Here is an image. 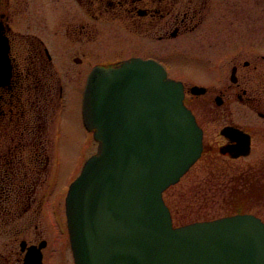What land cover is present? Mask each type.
Returning a JSON list of instances; mask_svg holds the SVG:
<instances>
[{
	"label": "flooded vegetation",
	"instance_id": "af4514ba",
	"mask_svg": "<svg viewBox=\"0 0 264 264\" xmlns=\"http://www.w3.org/2000/svg\"><path fill=\"white\" fill-rule=\"evenodd\" d=\"M137 58L158 62L184 86L203 131L192 169L247 164L251 177L230 191L252 182L264 191V0H0V264H75L66 212L73 178L60 175L72 166L62 154V119L77 88L64 74L77 81L86 73L76 101L88 143V76ZM247 199L223 218L258 216Z\"/></svg>",
	"mask_w": 264,
	"mask_h": 264
},
{
	"label": "water",
	"instance_id": "95a60500",
	"mask_svg": "<svg viewBox=\"0 0 264 264\" xmlns=\"http://www.w3.org/2000/svg\"><path fill=\"white\" fill-rule=\"evenodd\" d=\"M84 113L100 147L67 197L76 264H264L255 216L174 226L163 193L199 159L203 131L163 66L96 68Z\"/></svg>",
	"mask_w": 264,
	"mask_h": 264
},
{
	"label": "rangeland",
	"instance_id": "374dc122",
	"mask_svg": "<svg viewBox=\"0 0 264 264\" xmlns=\"http://www.w3.org/2000/svg\"><path fill=\"white\" fill-rule=\"evenodd\" d=\"M86 73L84 72L79 80H75L73 74H64V80L70 82V89L77 88V94L72 95L69 105L64 112L62 119V131L64 135L61 145L63 146L62 154L67 156L70 163H72L71 169L68 170L64 165L61 170V178H72L76 176L80 170L76 165L79 154V143L83 145L85 151L81 152L82 160L85 161L90 156L97 153L98 146L94 139L89 136V142H85L84 132L79 118V109L77 110L76 96H78V103L80 101L81 90L84 85ZM56 145L60 141L59 132L56 136ZM68 148V149H67ZM68 150V151H67ZM259 155L249 159L246 162H255ZM245 163V162H244ZM215 164L204 162L198 164L194 169H191L178 184L169 187L164 191V199L167 205L170 207L173 217L175 219L174 224L178 225L182 222L191 224L195 221L213 220L226 216L232 213L238 208L239 198L248 196L246 204L249 211L257 214L264 220V191H262V184H255L252 182L247 188L246 192L242 191H230V187H242V182L245 179L251 177L253 169L249 170V165L240 164L239 162L229 164ZM226 165L228 167H226ZM240 165V166H236ZM223 166L227 168V174L222 177L224 173ZM247 167V170L245 169ZM247 171L248 176L243 175L242 172ZM226 173V172H225ZM236 176V177H235ZM235 177L240 181L233 185L231 179ZM64 181V180H62ZM264 184V183H263ZM240 187V188H241ZM239 188V189H240ZM262 192V193H261ZM185 225V224H184ZM57 256V255H56ZM56 256L51 257L52 262H56ZM73 257V254H72Z\"/></svg>",
	"mask_w": 264,
	"mask_h": 264
},
{
	"label": "trees",
	"instance_id": "16d2710c",
	"mask_svg": "<svg viewBox=\"0 0 264 264\" xmlns=\"http://www.w3.org/2000/svg\"><path fill=\"white\" fill-rule=\"evenodd\" d=\"M174 220H175V219H174ZM186 223H187V222H184V223L182 222L181 224L178 223V225H184V224H186Z\"/></svg>",
	"mask_w": 264,
	"mask_h": 264
}]
</instances>
